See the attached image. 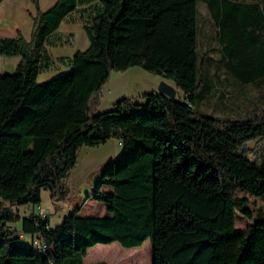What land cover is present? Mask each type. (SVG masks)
I'll list each match as a JSON object with an SVG mask.
<instances>
[{"label": "trees", "instance_id": "16d2710c", "mask_svg": "<svg viewBox=\"0 0 264 264\" xmlns=\"http://www.w3.org/2000/svg\"><path fill=\"white\" fill-rule=\"evenodd\" d=\"M32 1L30 41L20 34L0 40V55L20 58L13 74H0V264H82L95 246L134 249L145 241L152 264H264V221L246 197L264 203V148L252 159L246 148L264 140V110L237 122L193 111L209 61L199 52L197 3L216 26L224 70L239 87L264 83V8L257 1L95 0L100 11L83 25L88 47L68 60V73L37 83L48 40L79 0H57L46 12ZM133 67L172 83L183 99L154 92L144 105L124 98L91 115L111 72ZM110 139L120 153L87 197L110 217H77L78 208L50 229L47 217L30 214L23 229L46 250L21 246L9 227L19 220L14 209L39 207L42 191L62 196L78 150ZM235 212L252 224L235 230ZM136 254L144 256L121 262Z\"/></svg>", "mask_w": 264, "mask_h": 264}, {"label": "rangeland", "instance_id": "374dc122", "mask_svg": "<svg viewBox=\"0 0 264 264\" xmlns=\"http://www.w3.org/2000/svg\"><path fill=\"white\" fill-rule=\"evenodd\" d=\"M56 1L38 0L39 11L46 12ZM99 11V5L95 0H79L75 14L62 22L57 32L48 40L37 83H45L70 71L67 66L68 60L76 52L84 51L88 47L83 25L89 24L91 18ZM36 17L37 10L32 0H3L0 4V40H14L20 34L26 41H30ZM197 22L200 55L207 52L209 61L208 79L203 82L195 97L194 113L222 121L250 120L253 115L264 110V83L257 86H237L231 74L224 70L216 42V27L203 3H197ZM19 61V57L0 55V74H13ZM163 83L175 89L172 83L140 67H133L125 72H111L107 83L90 102V114L98 115L109 111L116 102L124 98L131 99L135 104L144 105L145 96L157 92ZM175 92V99L182 100L183 94L179 90ZM246 148L249 151V158L252 159L263 150L264 140L251 141ZM119 153L120 145L114 139L98 147H81L78 150L74 167L61 181L63 195L52 197L48 191L41 192L39 208L48 218L50 229L61 225L65 218L81 206L83 207L80 213L84 211L86 217H105L104 205L87 197L93 194V187L103 169L114 161ZM246 197L249 200L248 209L255 212L254 217L258 221H264V203L255 197ZM32 209L37 211V206L24 205L14 209L19 220L13 223L12 233L23 236L21 246H30L31 236L24 231L22 223ZM251 224L252 222L235 212V230H245ZM140 249H143L146 258L152 255L151 245L146 242L141 248L134 249H123L117 244L99 245L88 249V256L102 258V262L114 264L112 261L119 263L125 257L138 252L133 250ZM55 250L67 254V250L61 247H56ZM115 252L117 257L111 256Z\"/></svg>", "mask_w": 264, "mask_h": 264}, {"label": "crops", "instance_id": "0c3cea01", "mask_svg": "<svg viewBox=\"0 0 264 264\" xmlns=\"http://www.w3.org/2000/svg\"><path fill=\"white\" fill-rule=\"evenodd\" d=\"M255 1H257L258 3H259V6L262 8H264V0H262V2H261V0H242V1H237V2H241V3H244V4H249V3H253V2H255ZM208 13V12H207ZM208 16H209V14H208ZM210 18V17H209ZM212 21V20H211ZM213 23V22H212ZM213 25H214V23H213ZM215 26V25H214ZM216 27V26H215ZM216 31H217V28H216ZM216 35H217V33H216ZM216 41H217V38H216ZM199 52H200V44H199ZM203 54H205V52L203 53ZM203 54H201V55H203ZM102 192H107V193H109V192H111V189L110 188H103L102 189ZM82 207L83 206H81L80 207V209H79V212L77 213V217H83V218H89V217H86L87 215L84 213V211L82 212V213H80L81 211H82ZM104 207H105V205H104ZM32 211H34V209H32L28 214H30ZM106 211V210H105ZM82 214V215H81ZM28 216V215H27ZM110 217V214H108L107 212H106V214H105V217H102V218H109ZM90 218H97V217H90ZM9 227H10V231H12L13 230V224H10L9 225ZM15 236H17L16 234H15ZM19 236H22V235H19ZM146 242H149V241H145L143 244H145ZM113 244H117V243H113ZM110 245H112V244H110ZM118 245V244H117ZM99 246V245H98ZM119 246V245H118ZM120 247V246H119ZM121 248V247H120ZM141 248V247H140ZM143 249H140V250H133V252L134 251H138V252H141ZM69 254L67 253V256H68ZM101 260H103L102 258H96V257H93V256H88V251H87V255L85 256V258H83V260H82V264H96V263H98V262H102ZM114 264H152V255H150V257H147L146 258V256L144 255L143 257H139L137 254H136V256H135V259L133 260V261H131L130 263H123V262H119V263H116L115 261H112ZM105 263V262H104ZM107 264V263H106Z\"/></svg>", "mask_w": 264, "mask_h": 264}, {"label": "built area", "instance_id": "2783aa9c", "mask_svg": "<svg viewBox=\"0 0 264 264\" xmlns=\"http://www.w3.org/2000/svg\"><path fill=\"white\" fill-rule=\"evenodd\" d=\"M30 214L36 215V216H38V217H40L42 219H44L46 217L44 212L39 207H37V211H32ZM22 239H23L22 236L18 237L19 241H22ZM30 245L33 247V249H35V250H37L38 252H41V253L45 252V250H46V247L40 241H38L35 237L32 239Z\"/></svg>", "mask_w": 264, "mask_h": 264}, {"label": "water", "instance_id": "95a60500", "mask_svg": "<svg viewBox=\"0 0 264 264\" xmlns=\"http://www.w3.org/2000/svg\"><path fill=\"white\" fill-rule=\"evenodd\" d=\"M157 93L162 94L170 99H174L176 96L175 89L168 84H161L157 90Z\"/></svg>", "mask_w": 264, "mask_h": 264}]
</instances>
